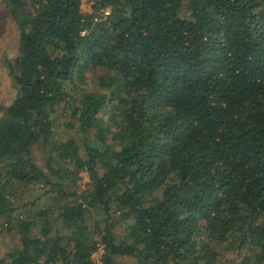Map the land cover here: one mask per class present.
<instances>
[{"label": "trees", "instance_id": "obj_1", "mask_svg": "<svg viewBox=\"0 0 264 264\" xmlns=\"http://www.w3.org/2000/svg\"><path fill=\"white\" fill-rule=\"evenodd\" d=\"M2 1L0 264H264V0Z\"/></svg>", "mask_w": 264, "mask_h": 264}, {"label": "rangeland", "instance_id": "obj_2", "mask_svg": "<svg viewBox=\"0 0 264 264\" xmlns=\"http://www.w3.org/2000/svg\"><path fill=\"white\" fill-rule=\"evenodd\" d=\"M81 10L83 13L93 12V0H81ZM108 9H102L98 12L100 16L107 15L105 11ZM16 31L14 22L9 14L8 9L5 7L2 0H0V103L2 105L10 104L17 95V87L10 74L8 73L7 60L14 57L16 52ZM108 109V107H107ZM102 119L106 122L108 121L107 112L102 110L99 114ZM66 119H58L55 123L54 137L57 139H65L72 136V131L67 130L66 126L63 124ZM77 141L80 143V135L76 136ZM42 153V152H41ZM40 153V155H41ZM37 163L40 165L42 162L36 159ZM41 166V165H40ZM89 182V176L86 171H81L79 173V179L77 184L80 189L84 190ZM45 198V196H43ZM41 199L37 200V204ZM125 228V222L123 220L117 219L114 223L113 231L121 239V231ZM19 239L15 235V229L9 227L4 218L0 217V258H7L9 253L14 251L19 247ZM103 253V247H98L94 252H92L91 257L95 264H101V255ZM231 256V253L229 254ZM119 264H134V257L123 256L118 258Z\"/></svg>", "mask_w": 264, "mask_h": 264}, {"label": "built area", "instance_id": "obj_3", "mask_svg": "<svg viewBox=\"0 0 264 264\" xmlns=\"http://www.w3.org/2000/svg\"><path fill=\"white\" fill-rule=\"evenodd\" d=\"M105 13H106V14H108V13H109V11H108V10H106V11H105Z\"/></svg>", "mask_w": 264, "mask_h": 264}]
</instances>
